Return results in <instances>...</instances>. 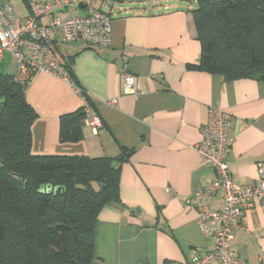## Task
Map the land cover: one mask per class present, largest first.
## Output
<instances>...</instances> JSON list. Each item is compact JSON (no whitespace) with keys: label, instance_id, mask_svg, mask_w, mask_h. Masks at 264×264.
<instances>
[{"label":"crops","instance_id":"1","mask_svg":"<svg viewBox=\"0 0 264 264\" xmlns=\"http://www.w3.org/2000/svg\"><path fill=\"white\" fill-rule=\"evenodd\" d=\"M43 1L16 0L23 9L20 15L11 6L22 19L35 2ZM161 1L104 3L102 10L111 17L109 47L57 44L100 120L96 135L82 125L79 142H59L60 117L83 106L68 81L40 73L25 91L37 114L31 126L33 155L125 159L119 202L103 208L94 227V264H191L194 256L212 249L214 240L203 235L197 214L186 206L198 187L216 177L193 149L201 142L200 128L210 108L218 107L230 118L234 143L225 162L233 182L254 183L256 164L264 162V82H224L190 68L200 58L191 7L183 0ZM125 3L127 8L119 7ZM84 13L77 6L60 17ZM127 75L137 81L134 95L123 92ZM207 204L219 209L221 195ZM242 222L246 230L233 233L230 250L247 264H264L259 259L264 211L254 202Z\"/></svg>","mask_w":264,"mask_h":264},{"label":"trees","instance_id":"2","mask_svg":"<svg viewBox=\"0 0 264 264\" xmlns=\"http://www.w3.org/2000/svg\"><path fill=\"white\" fill-rule=\"evenodd\" d=\"M124 2L99 0L96 8ZM190 13L200 45L190 68L224 82H264V0H195ZM68 64L70 82L88 102ZM26 89L0 76V264H94V227L100 211L119 202L125 159L33 155L37 114ZM84 117L83 108L60 117V143L82 139Z\"/></svg>","mask_w":264,"mask_h":264},{"label":"built area","instance_id":"3","mask_svg":"<svg viewBox=\"0 0 264 264\" xmlns=\"http://www.w3.org/2000/svg\"><path fill=\"white\" fill-rule=\"evenodd\" d=\"M99 0H46L35 2L30 15L18 18L11 4L0 0V76L4 73L5 56L15 64L12 79L28 87L37 74H46L68 81L71 85L66 61L57 44L80 42L88 47H109L111 43V17L96 8ZM80 6L85 13L77 17L60 15L71 7ZM74 86V85H73ZM80 94V90L74 86ZM123 92L134 95L135 77L127 75ZM83 99L84 125L96 135L100 120L89 103ZM114 104V100L110 101ZM201 142L193 146L201 165L211 168L215 179L202 184L186 200V206L197 214L199 228L208 239H213L211 250L194 256L191 264H247L238 259L229 248L235 232L246 230L242 222L244 211L256 202L264 211V162L256 164L257 180L247 186L233 182L225 162L227 152L234 143L230 134V118L218 107L210 108L206 124L200 128ZM221 195V207L212 209L207 202ZM264 259V253L259 254Z\"/></svg>","mask_w":264,"mask_h":264},{"label":"rangeland","instance_id":"4","mask_svg":"<svg viewBox=\"0 0 264 264\" xmlns=\"http://www.w3.org/2000/svg\"><path fill=\"white\" fill-rule=\"evenodd\" d=\"M15 1L16 0H10V2H11V4H13V8H14V10L17 12V15H20V13H23V11H20V9L21 10H23L20 6H18L16 3H15ZM147 1H149V0H147ZM152 2H154L155 0H151ZM157 1H159V0H157ZM172 0H169V2H171ZM161 2H163V0L161 1ZM181 3H183V4H185V6H186V4L189 6V7H191V8H193L194 6H195V0H191L190 2H187V1H185V0H183V2H181ZM127 6H128V4L127 3H125L123 6H119V7H124V8H127ZM115 8H118V6H116ZM104 10V9H103ZM5 59H6V62L5 63H7L5 66H4V68H5V73L6 74H9V75H12L13 73H14V70H15V64H14V61H13V59L11 58V57H9L8 55H6L5 56Z\"/></svg>","mask_w":264,"mask_h":264},{"label":"water","instance_id":"5","mask_svg":"<svg viewBox=\"0 0 264 264\" xmlns=\"http://www.w3.org/2000/svg\"><path fill=\"white\" fill-rule=\"evenodd\" d=\"M1 94H3V92H2V93H0V97H1Z\"/></svg>","mask_w":264,"mask_h":264}]
</instances>
